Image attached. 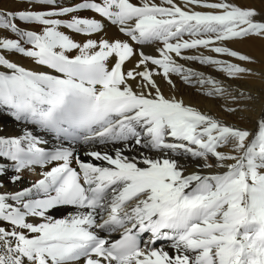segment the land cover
Segmentation results:
<instances>
[{
  "label": "snow or ice",
  "instance_id": "snow-or-ice-1",
  "mask_svg": "<svg viewBox=\"0 0 264 264\" xmlns=\"http://www.w3.org/2000/svg\"><path fill=\"white\" fill-rule=\"evenodd\" d=\"M33 2L45 10H0V28L21 38L0 39V49L19 52L38 66L25 68L0 54V107L64 141L120 146L114 154L87 153L109 165L98 166L80 160L71 146L36 147L31 131L0 137V157L15 161L17 172L59 162L31 187L0 193V264H264V111L254 130L228 125L166 98L154 79L160 72L149 68L158 66L169 84L176 73L210 85L207 95H224L220 81L185 68L174 56L218 66L229 77L250 72L237 63L183 52L203 47L253 62L223 42L264 38L257 10L229 0H182L183 6L177 0H83L74 7ZM79 10L107 18L128 40L75 41L60 28L87 36L105 28L94 18H56ZM17 20L43 29L24 31ZM129 41L162 47L151 56ZM138 149L159 155L124 154ZM181 158L200 163L189 171ZM5 171L0 165V176ZM10 179L15 183L21 176ZM61 206L78 211L53 218L50 211ZM118 231V240L101 235ZM145 232L152 234L149 243L171 241L175 254L141 248Z\"/></svg>",
  "mask_w": 264,
  "mask_h": 264
},
{
  "label": "bare ground",
  "instance_id": "bare-ground-1",
  "mask_svg": "<svg viewBox=\"0 0 264 264\" xmlns=\"http://www.w3.org/2000/svg\"><path fill=\"white\" fill-rule=\"evenodd\" d=\"M58 6L60 7H74L76 4L83 2V0H57ZM134 3H139L140 0H132ZM160 3V0H156ZM229 2L234 3L240 7H252L257 10L259 15L256 17L258 21L264 20V0H229ZM178 4L182 5V0H177ZM45 10L40 5L35 4L33 0H0V10L5 11H23V10ZM198 11H204L206 9L197 8ZM73 16H79L82 18H94L101 20L105 24L103 31L91 36L84 34H79L66 27H61L60 30L69 35L72 39L77 42H85L87 39H108V40H128V37L119 31V26L111 24L107 18L101 17L98 13L92 10H79L74 13L62 17H56L63 20H71ZM19 28L24 31H42L43 26L38 24L26 23L20 20L16 21ZM21 39L18 34L13 33L10 29L0 28V39ZM185 39L189 37L185 36ZM137 51L142 50L146 55L158 56V48L162 47V43L156 42L151 44L139 45L134 41H129ZM22 46L28 48L31 47L30 44L21 41ZM223 46H227L233 50H236L242 54L251 56L253 62L240 61L238 58L231 57L225 54H217L200 47L198 49H188L184 50V55H209L214 58L226 60L231 63L240 64L242 67L250 69V72L241 74L238 77H229L227 74L219 69L218 66L210 64H202L199 61L185 60L179 57L174 58L179 64H182L185 68H190L198 73H203L206 77L210 76L213 79L220 81L221 85L225 88V94L222 96L217 95H207L206 91L210 85H199L195 83V77L192 78V82L185 81L182 77L176 73L170 74V78L173 84H169L167 79L163 76L162 70L158 69V66L151 65L149 63V68L154 71H159L160 75H155L154 79L160 86V89L166 98H176L177 100H182L186 106L195 107L202 113L211 115L228 125H234L241 128H247L249 130L255 129V122L259 118L262 111H264V38L258 36H250L240 40H228L223 42ZM0 54L5 55L7 59L11 62H15L25 68L35 69L38 66L34 63L32 58L27 57L14 50H2L0 49ZM73 54H78L73 52ZM174 55V54H173ZM139 57H134L130 62H126L127 68H132L135 66L136 61ZM110 65L114 63V59L110 58ZM133 87L136 86L137 81H130ZM243 93V95H240ZM235 96L236 99L233 100L232 97ZM251 97V99H248ZM226 108L236 109L233 112H229ZM33 132L34 135L38 137V140L48 142L49 145H55L59 142L54 140L50 135H45L43 130L38 129L35 125L30 122L23 120L17 121L14 116L11 115L10 110L0 107V137H23L26 132ZM26 147V145H24ZM119 144H113L111 142L107 144H100L99 141H94L90 143L80 142L73 145L75 149L74 155L78 156L80 160L84 162H91L96 165L109 166L107 162H102L96 160L95 158L87 155L91 151H108L110 154H114V149L119 147ZM37 147V143H36ZM227 151L228 149H223ZM148 155L151 157H157L159 154L155 151H148L146 149H138L136 151H126L124 154L129 157L140 159V154ZM59 162H52L45 164L43 166L33 168L27 167L21 169L19 172L15 169V161L8 157H0V165L4 166L6 169L3 176H0V193H13L21 191L24 188H29L32 184L43 178L42 174L45 171H50L53 167L58 166ZM181 163H186L188 165V170L192 171L195 169V165L200 163L195 160L185 161L181 158ZM140 166H143L142 164ZM72 167H76L79 170V165L73 161ZM14 175H20L21 179L15 183L11 181V177ZM78 210L73 207H60L56 210H51L50 215L55 219H62L69 214H75ZM40 218H30V222H39ZM119 232V231H118ZM118 232L101 233L104 237H114ZM152 237V234L150 235ZM149 236V237H150ZM141 245L144 247H155L163 248V250L169 252L170 255L175 254V249L171 246V241L159 240L154 244L149 243V238Z\"/></svg>",
  "mask_w": 264,
  "mask_h": 264
},
{
  "label": "rangeland",
  "instance_id": "rangeland-1",
  "mask_svg": "<svg viewBox=\"0 0 264 264\" xmlns=\"http://www.w3.org/2000/svg\"><path fill=\"white\" fill-rule=\"evenodd\" d=\"M234 40H240V39H234Z\"/></svg>",
  "mask_w": 264,
  "mask_h": 264
}]
</instances>
